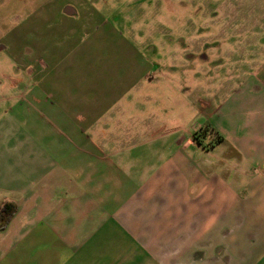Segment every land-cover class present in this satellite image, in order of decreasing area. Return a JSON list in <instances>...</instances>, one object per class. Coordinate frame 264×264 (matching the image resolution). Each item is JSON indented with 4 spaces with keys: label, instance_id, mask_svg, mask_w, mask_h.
Returning <instances> with one entry per match:
<instances>
[{
    "label": "crops",
    "instance_id": "0c3cea01",
    "mask_svg": "<svg viewBox=\"0 0 264 264\" xmlns=\"http://www.w3.org/2000/svg\"><path fill=\"white\" fill-rule=\"evenodd\" d=\"M59 1L53 14L79 18ZM256 15L226 56L203 57L222 100L193 105L179 127L152 108L162 94L140 87L161 83L132 42L98 56L97 39L55 40L51 55L64 59L42 62L48 90L32 93L55 138H6L0 124V207H16L0 264H264V9Z\"/></svg>",
    "mask_w": 264,
    "mask_h": 264
},
{
    "label": "rangeland",
    "instance_id": "374dc122",
    "mask_svg": "<svg viewBox=\"0 0 264 264\" xmlns=\"http://www.w3.org/2000/svg\"><path fill=\"white\" fill-rule=\"evenodd\" d=\"M59 2L0 0V124L7 125L6 138H55L32 107V93L48 90L37 86L38 68L64 59L51 55L62 49L55 40L97 39L98 56L118 54L121 42H132L138 55L150 57L149 71L156 74L155 84L161 83V88L140 86L162 94V103L156 100L152 108L161 105V118L170 127L186 124L193 105H215L224 96L223 79L202 78L208 66L203 57L226 56L228 45L240 40V26L254 23L264 9V0H67L79 12V18L67 19L53 14ZM245 10L250 14L242 15ZM71 25L75 32L67 37L60 29Z\"/></svg>",
    "mask_w": 264,
    "mask_h": 264
},
{
    "label": "trees",
    "instance_id": "16d2710c",
    "mask_svg": "<svg viewBox=\"0 0 264 264\" xmlns=\"http://www.w3.org/2000/svg\"><path fill=\"white\" fill-rule=\"evenodd\" d=\"M196 139L198 140V138ZM15 210L16 207L11 203H5L0 207V228L5 227L10 222Z\"/></svg>",
    "mask_w": 264,
    "mask_h": 264
}]
</instances>
